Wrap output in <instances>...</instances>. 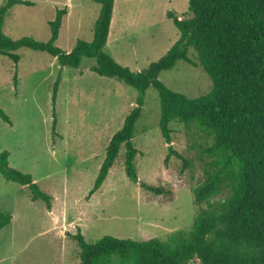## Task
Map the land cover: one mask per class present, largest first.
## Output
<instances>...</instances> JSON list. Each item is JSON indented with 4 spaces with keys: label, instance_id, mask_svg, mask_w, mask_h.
Returning a JSON list of instances; mask_svg holds the SVG:
<instances>
[{
    "label": "rangeland",
    "instance_id": "374dc122",
    "mask_svg": "<svg viewBox=\"0 0 264 264\" xmlns=\"http://www.w3.org/2000/svg\"><path fill=\"white\" fill-rule=\"evenodd\" d=\"M29 1L33 5L15 4L7 11L2 25L6 36H30L45 42L56 9L68 5L55 45L68 50L78 39L92 40L99 4L91 0ZM4 2L0 0V6ZM187 6V0H115V15L135 11L143 31L133 40L138 42L134 54L122 44L112 49L109 39L104 51L131 70L146 67L178 37L166 11L183 17L188 14ZM16 53V63L0 54V107L11 121L0 118V152L6 150L9 165L29 173L50 195L51 207L46 208L41 199L31 200L26 185L7 181L0 174V212L11 216L0 229V264H76L79 248L69 234L78 228L90 243L104 235L166 240L179 230L188 231L197 211L206 207L194 203L191 189L211 171L213 156L206 148L212 138L195 125L171 121L172 148L187 165L176 155L165 164L167 144L158 125L159 98L150 86L132 138L138 151L134 159L138 182L125 175L122 146L101 186L88 196L111 136L135 103L136 89L92 71L94 58H81L78 67H61L44 51L21 47ZM188 56L197 61L192 49ZM159 80L188 98L206 94L212 86L199 65L182 60L161 71ZM139 182L161 191L144 189Z\"/></svg>",
    "mask_w": 264,
    "mask_h": 264
},
{
    "label": "trees",
    "instance_id": "16d2710c",
    "mask_svg": "<svg viewBox=\"0 0 264 264\" xmlns=\"http://www.w3.org/2000/svg\"><path fill=\"white\" fill-rule=\"evenodd\" d=\"M99 4L90 42L76 40L71 50L55 45L66 7L57 8L49 23L47 41L30 36L12 39L2 31L7 11L15 4L33 5L29 0H5L0 6V54L15 63L21 47L44 51L61 67H78L83 57L95 59L91 70L113 77L137 91L135 103L122 126L111 136L90 196L101 186L109 168L124 147L126 177L138 182L132 142L135 123L144 103L145 91L153 87L159 98V129L167 144L166 164L171 155L187 160L171 145L169 123L180 120L195 125L212 138L206 151L212 154L211 171L192 189L193 201L204 203L188 231L179 230L166 240H134L104 235L90 243L80 228L70 237L79 248L76 264H264V0H187L188 14L179 17L166 11L177 39L156 60L140 70H131L104 51L115 0H91ZM196 53L197 61L189 56ZM199 65L209 76L211 90L188 98L159 80L163 70L179 61ZM16 78V77H15ZM14 78V83L16 79ZM58 73L52 93L56 97ZM0 118L11 123L0 107ZM55 119H53V134ZM9 153L0 152V174L7 181L26 185L30 199H41L51 207V197L39 188L29 173L9 165ZM144 189H160L139 182ZM0 212V229L10 221Z\"/></svg>",
    "mask_w": 264,
    "mask_h": 264
},
{
    "label": "crops",
    "instance_id": "0c3cea01",
    "mask_svg": "<svg viewBox=\"0 0 264 264\" xmlns=\"http://www.w3.org/2000/svg\"><path fill=\"white\" fill-rule=\"evenodd\" d=\"M66 6H67L66 14L63 17H66L68 14L69 7L68 5ZM114 6H115V1H114ZM137 15L138 14L135 11L131 12V15L122 16V13L121 14L116 13L115 15L114 8H113L112 18L110 20L108 37H107V42L109 40L110 42H112L111 44L112 49L115 46L117 45L119 46L120 44H122L126 46V49L129 52L133 54L134 52H137L135 47L138 45V42L135 43L133 40H137L142 35V31H143L142 27H140V24L137 23ZM60 31L58 34V38L60 36ZM73 46H69L68 50L66 51L71 50L70 47H73Z\"/></svg>",
    "mask_w": 264,
    "mask_h": 264
}]
</instances>
